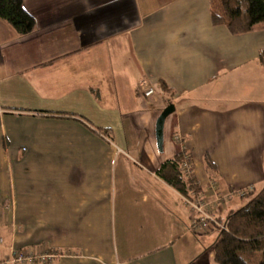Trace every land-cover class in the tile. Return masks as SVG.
I'll return each mask as SVG.
<instances>
[{
	"label": "crops",
	"instance_id": "obj_1",
	"mask_svg": "<svg viewBox=\"0 0 264 264\" xmlns=\"http://www.w3.org/2000/svg\"><path fill=\"white\" fill-rule=\"evenodd\" d=\"M23 1L33 32L0 18V259L217 264L219 224L264 187V23L233 33L213 0ZM179 154L190 196L158 174Z\"/></svg>",
	"mask_w": 264,
	"mask_h": 264
},
{
	"label": "trees",
	"instance_id": "obj_2",
	"mask_svg": "<svg viewBox=\"0 0 264 264\" xmlns=\"http://www.w3.org/2000/svg\"><path fill=\"white\" fill-rule=\"evenodd\" d=\"M213 17L233 33L248 32L264 23V0H213ZM0 18L23 36L33 32L36 24L23 0H0ZM183 161V155H177L163 163L158 174L182 195L190 196L196 184L183 175ZM207 165L210 170L214 169L209 159ZM226 221L227 229L219 227V237L212 246L216 263L264 264V187L251 192L249 201L231 212Z\"/></svg>",
	"mask_w": 264,
	"mask_h": 264
},
{
	"label": "built area",
	"instance_id": "obj_3",
	"mask_svg": "<svg viewBox=\"0 0 264 264\" xmlns=\"http://www.w3.org/2000/svg\"><path fill=\"white\" fill-rule=\"evenodd\" d=\"M158 93V89L153 85L144 88L143 94L146 97L153 96ZM181 170L183 175L188 179H193V164L189 157L184 156V161L181 165ZM216 185V183H214ZM188 199V198H187ZM200 214L201 218L195 225L198 227L210 220L211 215L206 211L210 207V203L203 201L201 198H197L194 201H188ZM219 227L222 229H227V221L220 223ZM3 238L0 236V243ZM55 255L51 254L48 249L41 247L39 250H20L14 251L7 257L0 259V264H37V263H47L52 262Z\"/></svg>",
	"mask_w": 264,
	"mask_h": 264
},
{
	"label": "water",
	"instance_id": "obj_4",
	"mask_svg": "<svg viewBox=\"0 0 264 264\" xmlns=\"http://www.w3.org/2000/svg\"><path fill=\"white\" fill-rule=\"evenodd\" d=\"M174 110H175V105L170 103L163 109V111L161 112L160 116L157 119L156 132H157L158 145L160 147H162L163 144V129H164L165 120L171 113L174 112Z\"/></svg>",
	"mask_w": 264,
	"mask_h": 264
}]
</instances>
